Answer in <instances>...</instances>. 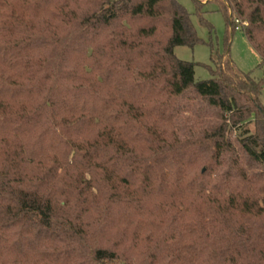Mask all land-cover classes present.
Segmentation results:
<instances>
[{"label":"trees","instance_id":"obj_1","mask_svg":"<svg viewBox=\"0 0 264 264\" xmlns=\"http://www.w3.org/2000/svg\"><path fill=\"white\" fill-rule=\"evenodd\" d=\"M199 42L176 0H0V264H264V79Z\"/></svg>","mask_w":264,"mask_h":264},{"label":"rangeland","instance_id":"obj_2","mask_svg":"<svg viewBox=\"0 0 264 264\" xmlns=\"http://www.w3.org/2000/svg\"><path fill=\"white\" fill-rule=\"evenodd\" d=\"M176 1L182 5L189 18H191L194 30L201 39V42L193 47L177 46L175 48L178 58L186 62L196 63V81L212 78V71L216 68L212 57L217 58L222 55H228L231 63L241 72L251 73L255 78L264 79V70L258 67L261 57L251 47L243 32H234L228 41L229 33L222 10H225L229 15H235V6L231 1L198 0L202 5L200 11L194 0ZM203 171H205V168Z\"/></svg>","mask_w":264,"mask_h":264},{"label":"built area","instance_id":"obj_3","mask_svg":"<svg viewBox=\"0 0 264 264\" xmlns=\"http://www.w3.org/2000/svg\"><path fill=\"white\" fill-rule=\"evenodd\" d=\"M237 23L238 24H240L241 26H246L247 25V23L246 22H242V21H240V20H237ZM238 28V27H237Z\"/></svg>","mask_w":264,"mask_h":264}]
</instances>
